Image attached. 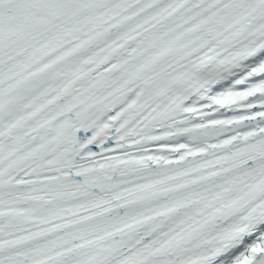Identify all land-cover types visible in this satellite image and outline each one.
<instances>
[{
    "label": "snow or ice",
    "instance_id": "obj_1",
    "mask_svg": "<svg viewBox=\"0 0 264 264\" xmlns=\"http://www.w3.org/2000/svg\"><path fill=\"white\" fill-rule=\"evenodd\" d=\"M0 264H264V0H0Z\"/></svg>",
    "mask_w": 264,
    "mask_h": 264
}]
</instances>
